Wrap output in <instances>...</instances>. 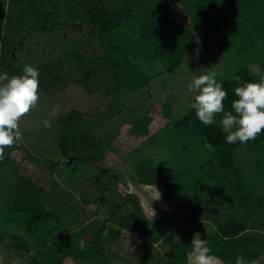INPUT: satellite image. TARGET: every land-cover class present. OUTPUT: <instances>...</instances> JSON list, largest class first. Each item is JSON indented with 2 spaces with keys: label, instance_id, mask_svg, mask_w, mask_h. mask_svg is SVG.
<instances>
[{
  "label": "rangeland",
  "instance_id": "1",
  "mask_svg": "<svg viewBox=\"0 0 264 264\" xmlns=\"http://www.w3.org/2000/svg\"><path fill=\"white\" fill-rule=\"evenodd\" d=\"M8 7L9 0H0V45L1 35L8 27L1 11H7ZM173 17L185 20L182 14L176 13ZM135 23L131 21L124 30L136 38ZM83 25L85 30L90 26L87 22ZM195 34L188 40L181 61L171 68H168L169 59L158 57L153 47L136 48V53L127 52V59L121 63L138 75V86L133 89L123 85L113 93L114 84L104 94L87 88L77 81L82 70L75 67L72 59L64 61L68 74L64 80H52V76L45 81L39 80L38 105L20 121L23 143L6 148L4 159L0 160V264H41V253L55 246L58 231L84 227L86 234H91L104 224L111 229L122 226L120 234L117 237L112 233L106 237L102 233L96 234L98 240L103 238L99 241L101 244L95 239L99 251L88 258L73 257V264H142L144 260V264H165L170 248L167 238L188 236L191 221L184 202L186 191L180 189L183 194L177 205L166 201L162 193L161 199L153 200L158 195L156 187L136 178V165L140 162L153 166L160 176L176 185L179 182L185 184L188 190L194 187L193 180L198 174H203L206 184H213L220 177L225 182L222 199L214 202L204 191L198 197L194 196L200 205L206 198L211 199L210 205L215 210L206 219L213 220L218 216L223 220L232 214L239 219H249V225L255 228L251 232L257 238L261 237L264 244V225L259 220L253 221L264 216V203L260 207L258 202L251 200L247 207L238 206V192L235 193L234 188L228 189L236 180L253 196L264 197V166L256 169V159L262 157L260 149L240 151L237 160L241 170L238 173L229 169L223 175L222 170L216 168L215 174L211 175L206 169L210 164L208 159L215 163L213 150L205 147V143L193 134L181 132L174 125L196 95L188 89L194 77L209 67L218 73L217 80H221L245 60L242 52L249 50L254 54V50L250 39L245 40L243 35L238 40H245L247 49L234 50L215 25L210 29L200 27ZM119 35L122 33L108 35L106 42L116 44ZM74 47L60 29L23 31L18 37L15 63L21 68L25 65L40 67ZM172 49L170 47V51ZM114 53L122 57L125 51ZM60 72L65 73L64 69ZM54 108L57 115L51 116ZM145 115L151 116V126L149 132L143 134L140 126L132 127L129 122ZM44 119L50 120L51 127L44 126ZM77 122L85 126L72 128L68 125ZM89 129L96 135V154L93 152L95 147L86 144ZM74 144L85 146L83 150L75 151ZM76 154L82 156L78 161ZM66 155L71 157L68 163L62 162ZM17 164L19 172L15 175L7 167L14 168ZM29 187L33 190L29 191ZM131 193L140 197L149 211L148 217L155 218L156 223L143 220L136 223L131 213L134 199H127ZM30 195L38 196L47 210L60 211L62 219L52 232L43 225L47 222V213L36 214L35 210L25 206V196ZM224 198H231L232 203L228 204ZM152 209L156 213L153 217ZM53 219L51 215L48 222ZM208 221L210 227L211 221ZM152 228L154 231L150 236ZM86 236L81 245L92 241ZM60 253L55 251L56 255ZM69 261L70 258L67 264H71Z\"/></svg>",
  "mask_w": 264,
  "mask_h": 264
},
{
  "label": "trees",
  "instance_id": "2",
  "mask_svg": "<svg viewBox=\"0 0 264 264\" xmlns=\"http://www.w3.org/2000/svg\"><path fill=\"white\" fill-rule=\"evenodd\" d=\"M1 13L4 14L8 27L1 35L0 74L7 72L10 77L23 74V67L21 68L15 63L18 37L21 32H28L35 28L60 29L63 31L64 37L70 39L75 47L62 52L56 59L47 61L40 67L35 66L39 71V80L45 81L50 76H52L50 77L52 80H64L68 76L65 72L64 61L72 59L75 67L82 70L77 81L87 88L96 89L98 93L104 94L114 84H116V88L113 89V93L123 85L128 89H133L138 86L136 84L138 75L129 71L128 67L122 64L127 59V52L136 53V48L153 47V52L158 57L163 60L169 59L168 68H171L183 58L188 40L196 36L195 30L200 27L210 29L213 25L222 34L225 42L231 43V48L234 50L240 52V48L247 49L245 40L249 39L254 50V54H251L249 50L242 52V54L245 53V60L235 70L228 71L224 78L218 80V82H222V87L228 93L224 101L226 111L232 110V101L238 99L235 95V88L238 86L234 79L236 76H239L242 82H257L259 75L264 74V0H9L7 11H1ZM176 13L182 14L184 22L173 17V14ZM131 21L137 23V26L134 27L138 32L136 38L128 30H124V26L130 24ZM84 22L90 25L87 30L83 25ZM117 32L122 35L117 36L116 44L107 43L106 37ZM84 35L86 36L85 41L83 40ZM241 35L244 36V41L238 40ZM170 47H173L172 52ZM97 50H101V53H97ZM116 50H123L125 53L119 57L114 53ZM142 53L145 54V51ZM60 69H64L65 73L60 72ZM79 115L81 114L79 113ZM80 117L82 118V116ZM221 118L222 114H218L215 118L216 123L205 126L196 117L195 110L189 106L186 113L180 116L174 125L180 128L181 132L188 131L203 143L211 145L216 156L215 163L213 159H208L210 164L206 170L211 172V175L215 174L216 168L221 169L223 175L229 169H233L234 174L238 173L241 166L237 156L243 149L259 148V155L262 157L256 159V169L264 166V132L259 134L254 141L250 140L246 146L239 142L229 144L226 142L227 134L219 126ZM130 121L132 127L140 126L143 134L149 132L150 115L134 117ZM68 125L73 126L72 128L77 125L85 126L79 122ZM92 132L90 130L86 134L88 138L85 140L88 146L95 147L96 150L93 152L96 154L98 146L95 143L96 135ZM74 146L75 151H80L85 145L74 144ZM66 157L68 160H65ZM81 157V154L75 155L77 161ZM65 158L62 162L68 163L71 159L69 155H66ZM9 160L12 159L9 158ZM17 166L19 165L7 168L13 174L18 175ZM51 166L53 165L51 164ZM135 175L139 182L154 185L166 201L175 202L176 205L181 202L183 193L180 189L186 191L184 202L190 211L189 220L191 221L188 236L179 239L167 238L170 248L166 253L168 258L165 264H188L187 253L191 250V240L195 232H199L201 238L207 240L211 250L210 254L218 258V264H236L238 256L243 257L247 264H251L253 260L264 264L263 240L251 232L255 228L249 225V219H239L234 214L223 220L214 216L213 220L208 219L211 221L210 227H208L207 222L209 221L206 216L210 212L213 214L215 210L213 205H210L211 199L206 198L203 205L195 202L194 196L198 197L199 193L203 191L206 196H211L214 202L216 199H222V185H225V182L220 177L215 183L206 184L203 174H198L193 180L194 187L188 190L185 184L179 182L180 184L176 185L160 176L153 166L143 162L136 165ZM175 177L178 178V175ZM230 184L228 189L234 188L235 193L239 194L238 206L243 204L242 206L247 207L251 200L258 202L260 207L264 203L263 196H253L252 192L245 189L240 181L235 180ZM28 190L32 191L33 187ZM25 197H27L25 206L35 210L36 214L47 213V222L43 224L44 227L51 232L54 227L57 228V223L62 219L59 210L56 209L55 212H52L51 209L47 210L38 196ZM130 198L134 199V208L131 213L136 219V223L142 220L149 224L156 223L155 218L148 217L149 211L140 197L131 193L127 196V199ZM224 199L228 201V204L232 203L231 198ZM235 208L234 206L233 213ZM50 214L54 219L49 223ZM139 214L141 215L139 216ZM258 220L261 225H264V216L253 219L254 222ZM120 227L122 226L119 225L117 228L111 229L112 227L104 224L91 234H86L87 231L84 227L73 231L64 228L57 232V237L54 238L55 246L47 252L41 253V257H43L40 260L41 264H67L69 258L71 260L69 263L73 264V257L88 258L99 251L95 239L99 242L102 237H99L100 240H98V233H104L107 230L108 235L112 233V236L117 237L120 234ZM259 230V232H263V230ZM153 231L152 228L150 236ZM96 234L97 236H95ZM85 235L92 241L81 245V240ZM55 251H61L60 255H56ZM147 259L150 263L149 258Z\"/></svg>",
  "mask_w": 264,
  "mask_h": 264
},
{
  "label": "clouds",
  "instance_id": "3",
  "mask_svg": "<svg viewBox=\"0 0 264 264\" xmlns=\"http://www.w3.org/2000/svg\"><path fill=\"white\" fill-rule=\"evenodd\" d=\"M218 73L212 68L196 76L188 85L189 91L196 93L190 107L195 110L198 120L205 126L216 123V116L222 114L219 126L226 133V142L229 144L247 145L264 132V74L259 75L257 82L241 81L239 76L234 79L238 86L235 88V99L231 103L230 111L225 110L224 101L227 91L222 82L217 80ZM40 100L39 71L25 65L22 75H12L7 72L0 74V160L5 157V149L18 147L23 143V134L20 130V121L27 116ZM54 108L51 116H56ZM45 127H51L49 119H44ZM211 148V145L205 144ZM153 200L161 199V193ZM152 200V201H153ZM153 216L156 215L152 209ZM107 236L105 230L102 233ZM206 239L201 238L199 232L193 234L191 250L187 253L188 264H218V258L210 254ZM236 264H247L243 257L236 258ZM251 264H260L253 260Z\"/></svg>",
  "mask_w": 264,
  "mask_h": 264
},
{
  "label": "built area",
  "instance_id": "4",
  "mask_svg": "<svg viewBox=\"0 0 264 264\" xmlns=\"http://www.w3.org/2000/svg\"><path fill=\"white\" fill-rule=\"evenodd\" d=\"M65 160H68V158L66 157Z\"/></svg>",
  "mask_w": 264,
  "mask_h": 264
}]
</instances>
